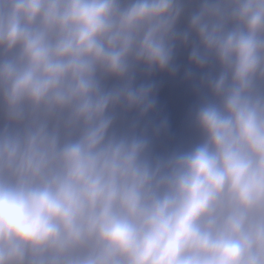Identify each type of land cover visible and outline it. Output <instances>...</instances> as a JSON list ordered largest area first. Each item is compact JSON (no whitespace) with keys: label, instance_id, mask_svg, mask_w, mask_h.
<instances>
[{"label":"clouds","instance_id":"clouds-1","mask_svg":"<svg viewBox=\"0 0 264 264\" xmlns=\"http://www.w3.org/2000/svg\"><path fill=\"white\" fill-rule=\"evenodd\" d=\"M0 264H264V0H0Z\"/></svg>","mask_w":264,"mask_h":264},{"label":"water","instance_id":"water-1","mask_svg":"<svg viewBox=\"0 0 264 264\" xmlns=\"http://www.w3.org/2000/svg\"><path fill=\"white\" fill-rule=\"evenodd\" d=\"M161 102L167 106L172 119V130L175 140L181 141L189 138L185 127V113L191 96L181 86L165 81Z\"/></svg>","mask_w":264,"mask_h":264}]
</instances>
